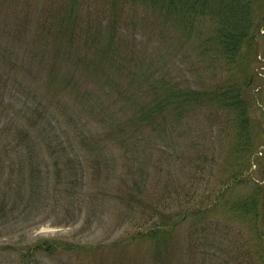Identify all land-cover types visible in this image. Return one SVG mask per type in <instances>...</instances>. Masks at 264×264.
I'll use <instances>...</instances> for the list:
<instances>
[{
	"label": "rangeland",
	"instance_id": "374dc122",
	"mask_svg": "<svg viewBox=\"0 0 264 264\" xmlns=\"http://www.w3.org/2000/svg\"><path fill=\"white\" fill-rule=\"evenodd\" d=\"M93 1L75 0L73 6L64 0H0V264H250L253 222L230 213L227 206L233 196L246 194L247 184L234 186L232 197H225L211 214L210 220L222 225L215 235L217 247L202 238L207 233H201L200 226L194 228L193 216L175 228L172 244L161 251L150 237L125 241L130 232L150 225L148 219L144 221L150 213L144 214L137 202L126 203L123 194L133 179L123 175L128 162L125 146L101 133L116 116L124 119L136 112L119 92L131 88L140 73L104 61L101 48L111 42L121 48L120 58L128 61L137 46V60L146 62L145 69L154 78L164 72L186 85L203 73L200 37L194 33L175 56L169 40L135 39L129 31L112 41L105 28L99 35L94 33L99 30L96 21L89 30L88 15L92 10L96 14L102 3ZM205 12L212 14L210 7ZM216 22L207 14L199 16L196 24L203 27L207 39ZM261 34L257 60L251 64V87L258 95L253 116L264 124V29ZM186 122L193 131L182 124L175 133H157L144 126L135 134L133 158L140 167L136 174L152 200L162 192L163 181L174 186L187 178L182 162L169 164L173 139L184 147L192 140L190 135L197 137L195 142L202 141L201 116L191 115ZM261 135L250 169L253 179L264 184V159L256 157L264 151V132ZM99 137L103 141L98 142ZM92 139L97 146L90 145ZM162 139L168 147L160 145ZM27 143L35 145L32 152ZM220 151L229 156L228 142L223 141ZM96 161L99 167L94 171ZM38 165L47 181L35 187L30 170ZM220 182L215 174L200 186L209 191ZM4 189L8 202L2 207ZM227 229L234 235L240 230L241 238L225 240L221 236ZM45 240L62 246L54 253L36 250L22 257ZM119 240L124 243L118 245ZM240 242L249 251L242 254L241 263L235 255Z\"/></svg>",
	"mask_w": 264,
	"mask_h": 264
},
{
	"label": "trees",
	"instance_id": "16d2710c",
	"mask_svg": "<svg viewBox=\"0 0 264 264\" xmlns=\"http://www.w3.org/2000/svg\"><path fill=\"white\" fill-rule=\"evenodd\" d=\"M64 1L77 6L75 0ZM101 1L96 14L92 10V14L88 15L89 30L95 28L91 22L96 21L98 24L99 30L94 33L99 35L103 33L102 28H105L108 36L113 38L112 41H116L118 35L127 36L130 32L135 39L150 42L169 40V45L175 46L172 48L173 53L171 52L174 56L196 33L200 37L198 54L202 56L200 67H203V73L197 76L194 84L187 82L183 85L164 72L158 74L159 78H154L148 72V67L145 69L146 62L137 60V46L133 48L134 57L128 61L124 60V56L123 59L120 58L118 52L121 48L111 42L107 47L101 48L104 61L108 60L115 65L117 63L120 67L125 64L131 68L130 71L140 73L135 78L138 81L131 88L124 93L119 92L129 103V107L137 108L136 112L133 111L124 119L116 116L104 133H101L104 139L110 137L117 145L125 146L124 154L128 162L123 175H132L133 179L131 185L127 182V190L123 194L126 203L129 206L137 202L142 206L144 214L150 213L144 220L148 219L150 225L147 228L140 226L138 230L130 232L125 241L131 243L150 237L154 239L158 251H161L164 246L172 244L171 233L175 228L189 216H193L194 228L200 226L201 233H207L202 238L211 241L209 246L217 247L215 235L222 225L219 220H210L213 217L211 214L225 197H232L233 191L230 190L234 186L247 184L246 194L229 198L227 206L230 213L247 219L249 223L252 220L254 236L251 240H254V250L250 248V264L264 262V184L253 179L250 169L264 132V124L253 116L258 106V95L251 87V64L257 60L261 29H264V0ZM93 2L90 0V4ZM207 7L212 11V14H207L216 19L218 24L209 34V40L205 37L203 27L198 28L196 24L199 16L207 15ZM103 69L105 70L104 67ZM137 93H146L148 96L141 98ZM191 115L201 116L202 141L195 142L193 138L197 137L190 135L192 140L184 147L173 139V149L169 153V164L177 166L182 162L187 178L174 186L163 181L162 192L152 200L144 193L136 174L140 167L133 158L137 139L135 134L144 126L150 127L152 131L156 129L157 133L167 134L169 130L175 133L182 124L193 131L192 124L186 122ZM96 140L103 141L101 137ZM96 140L92 139L90 145L97 146ZM159 141L162 147H168V141ZM223 141L228 142L229 156L222 155L220 151ZM12 144H6V149ZM15 144L21 146L19 142ZM26 146L31 152L35 148L34 144L27 143ZM256 157L264 159V151L262 156L256 154ZM105 162L108 165L109 160ZM98 163L99 161L94 162V171L98 169ZM39 169L40 165L32 166L30 170V181L35 187L47 181V174L40 176ZM215 174L221 180V185L202 191V181ZM249 175L250 178H247ZM146 179L147 177L144 181ZM3 195L2 207L8 202V189H4ZM237 233L234 235V231L232 233L227 229L225 236L221 237L227 241H235L242 234L240 230ZM117 242L118 245L124 243L122 240ZM60 246L56 242L45 240L22 253V257L33 255L36 250L54 253ZM245 247V242H240L235 247L239 263L244 257L242 254L249 252Z\"/></svg>",
	"mask_w": 264,
	"mask_h": 264
}]
</instances>
